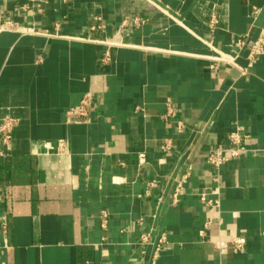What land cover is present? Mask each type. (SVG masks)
<instances>
[{
    "label": "crops",
    "instance_id": "obj_1",
    "mask_svg": "<svg viewBox=\"0 0 264 264\" xmlns=\"http://www.w3.org/2000/svg\"><path fill=\"white\" fill-rule=\"evenodd\" d=\"M0 15L22 29L0 32V264H264V52L246 67L264 0H0ZM234 129L246 151L215 175L205 156ZM58 139L68 152L45 153ZM141 233L164 236L156 256ZM235 236L242 250L215 244Z\"/></svg>",
    "mask_w": 264,
    "mask_h": 264
},
{
    "label": "built area",
    "instance_id": "obj_2",
    "mask_svg": "<svg viewBox=\"0 0 264 264\" xmlns=\"http://www.w3.org/2000/svg\"><path fill=\"white\" fill-rule=\"evenodd\" d=\"M34 1V0H33ZM258 8L252 7L251 11L249 13L250 17L254 18V16L257 13ZM215 17L212 16L210 19V26L214 24ZM125 22V21H124ZM134 23H139V20L135 18L133 20ZM16 30H22L16 22L4 19L0 15V32L2 31H16ZM243 40L239 39L237 40V45H242ZM264 52V34H260L248 47L247 52V63L246 67H250L253 65L255 60ZM108 58V54L105 53L102 60H106ZM234 56H230L228 54H225L223 52H218L215 56V60L226 62L228 64H233ZM241 72L244 73L245 69H241ZM90 102V95L89 93H86L85 96L82 98L81 102L78 106L70 109L68 111L69 115H76L79 117H85L87 115L88 106ZM171 109L167 110V114H171ZM13 119L7 118L4 121L0 122V140L3 144H8L11 138V128H12ZM246 137L245 134H242L237 129H234L233 131L229 132L227 135V145L226 146H219L214 147L210 149L206 156H205V162L206 164L215 172V175L218 172V169L220 166L229 158H234L246 151V149L242 146V141ZM41 146L44 149L45 153H55V154H65L68 152V145L65 139H58L56 141H43L41 143ZM139 160L140 162L144 161V154H139ZM188 177V172L182 174L178 180L177 185L174 188L173 193L171 194L172 202L175 203L178 201V196L182 193V183L186 182ZM155 185L154 181H150L147 183V188H151ZM147 189V190H148ZM146 190V192H147ZM215 190H209V191H202L198 193L199 200L206 206H218V199L217 198H211L209 197L210 194H215ZM107 217L108 214L105 210L101 211V227H105L107 223ZM211 223V220H207L206 225ZM9 228H8V222L5 218L0 217V232L3 235L2 244L3 247L7 246V234H8ZM200 234L203 233V230L199 231ZM164 236H160L157 238L156 241L152 242L150 240V234L149 233H141L139 235V244L141 247H145L148 244H154V253L153 256L157 255L158 250L160 249V245L164 241ZM215 244L219 248L221 244H227L230 248H232L235 251L242 250L245 245V239L242 236H235L228 240L225 243H222L221 241H216Z\"/></svg>",
    "mask_w": 264,
    "mask_h": 264
}]
</instances>
